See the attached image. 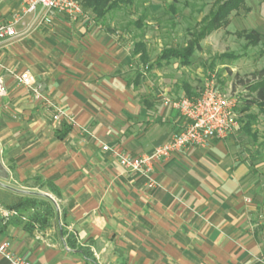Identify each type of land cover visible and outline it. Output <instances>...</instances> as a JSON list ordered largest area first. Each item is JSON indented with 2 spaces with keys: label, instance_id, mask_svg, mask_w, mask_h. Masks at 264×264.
Returning <instances> with one entry per match:
<instances>
[{
  "label": "crops",
  "instance_id": "crops-1",
  "mask_svg": "<svg viewBox=\"0 0 264 264\" xmlns=\"http://www.w3.org/2000/svg\"><path fill=\"white\" fill-rule=\"evenodd\" d=\"M21 2L0 0V25ZM16 31L0 40L8 87L0 98V208L49 196L39 178L61 196L49 228L10 225L0 241L34 264H93L67 246L63 226L90 246L97 264H261L264 180L235 132L157 164L156 187L148 188L147 177L124 170L117 154L152 152L184 120L164 104L165 94L129 82L121 71L129 49L99 26L56 13L49 23L26 16ZM24 72L73 125L53 120V108L17 81ZM0 264L10 263L0 256Z\"/></svg>",
  "mask_w": 264,
  "mask_h": 264
},
{
  "label": "rangeland",
  "instance_id": "rangeland-1",
  "mask_svg": "<svg viewBox=\"0 0 264 264\" xmlns=\"http://www.w3.org/2000/svg\"><path fill=\"white\" fill-rule=\"evenodd\" d=\"M225 1L135 0L134 8L121 4L99 17L83 0L91 20L78 23L99 26L129 49L131 62L121 71L128 74L130 83L145 92L152 89L179 100L198 97L207 83L215 82L235 101V133L248 152L249 161L257 167L256 173L264 180V108L256 104L246 109L247 103L257 98L249 86L259 81L264 69V0H246L241 9L232 12L226 25L203 37L205 24ZM139 19L143 20L140 26L135 24ZM253 31L259 34L257 43L250 39ZM188 44L200 47L192 55L190 65L162 58L165 49L182 50ZM139 45L144 48L145 59L143 52L134 53ZM245 128H250L251 134ZM36 210L41 211V206Z\"/></svg>",
  "mask_w": 264,
  "mask_h": 264
},
{
  "label": "built area",
  "instance_id": "built-area-1",
  "mask_svg": "<svg viewBox=\"0 0 264 264\" xmlns=\"http://www.w3.org/2000/svg\"><path fill=\"white\" fill-rule=\"evenodd\" d=\"M52 13L65 15L73 22L91 20L84 9L83 0H22L20 10L8 23L0 25V40L7 41L16 38V26L22 22L24 17L33 15L49 23ZM16 79L21 85L31 90L35 100L45 101L53 108L55 122H65L69 125L75 123L68 112L51 104L30 72L20 73ZM7 94L8 87L0 76V98ZM164 104L180 114L184 120L183 129L143 156H133L128 152L117 154L118 164L124 170L147 177L148 188L156 187L152 174L157 164L170 160L188 147L202 148L208 146L213 140H224L237 129L234 114L236 103L215 82L207 83L198 97H184L179 100L165 98ZM103 150L111 151L108 146H103ZM52 200L59 211L58 201L55 198ZM0 214L7 220L10 216L16 215V212L0 208ZM0 256L10 264H34L15 253L7 241H0ZM259 261L264 264V253Z\"/></svg>",
  "mask_w": 264,
  "mask_h": 264
},
{
  "label": "trees",
  "instance_id": "trees-1",
  "mask_svg": "<svg viewBox=\"0 0 264 264\" xmlns=\"http://www.w3.org/2000/svg\"><path fill=\"white\" fill-rule=\"evenodd\" d=\"M246 0H226L222 3L219 8L212 14L210 20L205 24L201 35L203 37L212 31L219 29L220 27L227 24L228 19L232 12L241 9L244 6ZM87 6L92 8V12L99 17H104L113 8L120 7L121 4H126L129 8L135 7V0H86ZM142 19H139L135 24L141 25ZM252 37L250 38L253 43L259 41V34L256 31L251 32ZM138 50L134 53L143 52V59L146 58L144 48L142 45L137 46ZM200 47L193 44H188L182 50L176 49H165L162 53L163 59H176L182 65H190L191 57L195 53V50ZM261 77L258 82L249 86L251 92L257 93L256 101L248 102L246 109H250L252 105H258L260 108H264V69L259 73ZM187 94L191 97V91L187 87ZM247 134H251L250 128H245ZM41 188H46L56 198H59L60 191L58 187L52 181H43L40 178L37 179ZM43 198V200H39ZM37 206H41L42 210L38 211ZM8 210L14 211L17 214L10 216L7 220L0 217V234H3L8 226H22L23 229L29 233H33L35 230H45L51 226L52 220L59 217V212L56 209L55 204L49 196L42 194H30L24 196L16 203L7 207ZM32 211H35L31 214ZM26 219V220H25ZM63 236H67L66 244L72 250L77 251L85 257V259L93 264H97L94 255L91 251L90 246H81L77 243V240L72 234H69L64 230L62 226Z\"/></svg>",
  "mask_w": 264,
  "mask_h": 264
}]
</instances>
